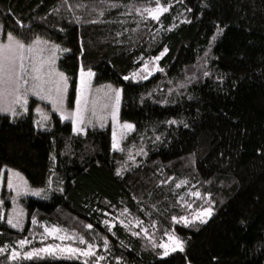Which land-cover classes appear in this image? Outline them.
<instances>
[{
	"label": "trees",
	"instance_id": "obj_1",
	"mask_svg": "<svg viewBox=\"0 0 264 264\" xmlns=\"http://www.w3.org/2000/svg\"><path fill=\"white\" fill-rule=\"evenodd\" d=\"M70 2L91 8L98 0ZM109 2L154 7L156 0ZM160 2L171 5L169 12L159 22L148 19L137 27L139 17L134 11L124 14L127 10L123 7L107 10L103 6L105 14L99 19L104 23L77 25L68 22L72 17L62 0H0V26L5 33L11 30L25 37L40 35L69 50L57 61L59 70L68 77L69 107H73L81 65L95 73L93 84L110 83L122 89L119 119L136 126V132L129 134L122 146L127 149L143 144L148 152L147 156L136 157L140 167L117 177L115 168L125 159V153L111 150L109 127L87 128L77 135L71 122L61 121L55 113H51L52 125L47 130L34 125L31 110L14 122L0 115V168L18 170L36 187H48L51 177V187L63 189H50L46 199L23 198L25 225L16 230L0 221V246H15V241L27 238L31 243L22 253L56 244L58 240L47 236L42 239L44 226H56L69 235L74 230L107 235L114 254H123L131 264H187L185 253L180 252L161 260L145 240L132 237L119 221H114L115 236L102 224L116 216L127 223L136 216L146 226L151 220L157 221V242L165 240V230L185 240L191 264H264V0ZM82 13L83 9L76 12ZM88 18L97 19V13ZM17 19L26 27L19 28ZM184 20L190 22L182 23ZM217 25L223 31L206 65L212 78L178 88L186 75H200L194 65L200 63ZM124 28L129 31L117 38L116 32ZM116 39L122 43H115ZM165 46L168 52L158 62L163 73L156 72L147 80L123 79L139 69L141 55L144 59L159 55ZM169 88L174 91L169 92ZM163 99L175 103L155 102ZM169 119L183 120L188 127L162 123ZM154 131L164 136L155 147ZM141 133L146 140L139 139ZM166 176L174 180L157 187ZM184 178L190 180L189 185L170 190L174 181ZM207 180L212 182L197 184ZM192 184L202 193L211 192L216 201L213 216L199 230L171 223L172 215L186 214V208L175 201ZM186 199L193 202V208L204 204L202 200ZM125 207L129 211L121 215ZM147 211L152 215H145ZM33 216L36 225L31 222ZM87 223L93 224V230L83 228ZM120 241L134 252L126 250ZM97 243L102 245V239ZM61 244L78 246L68 240ZM0 264H83V259L63 254L33 260L21 256L9 262L5 254H0Z\"/></svg>",
	"mask_w": 264,
	"mask_h": 264
},
{
	"label": "snow or ice",
	"instance_id": "obj_2",
	"mask_svg": "<svg viewBox=\"0 0 264 264\" xmlns=\"http://www.w3.org/2000/svg\"><path fill=\"white\" fill-rule=\"evenodd\" d=\"M180 3H183V0H179ZM62 6L71 14V20L69 23L84 25V24H100L104 23L103 20L99 17H103L105 14V7L107 10L117 9L119 7L125 8L127 11L126 15H132L133 11L136 16L139 17V20L136 21L137 27L139 26L140 21L150 19L153 22H159L161 16L169 12L170 4L165 5L156 0L154 7H137L135 4H118L115 2H109V0H98V3H95L88 8L87 5L82 3H71L70 0H62ZM100 9L97 12V9ZM84 10V13L77 15V10ZM191 11V9H187ZM57 12L59 9L56 10ZM92 13H97V19H89L88 16ZM60 20H66L67 17H60ZM16 24L19 28L26 27L22 24L19 19H17ZM190 22L187 20L181 21ZM121 24L124 21H120ZM171 30V27L168 29ZM59 31H63L62 28ZM129 31L128 28H124L123 32L117 31L116 37L119 38ZM135 31V29H132ZM223 29L217 25L215 34L209 40L208 47L204 50V56L200 58V63L194 65L200 75L197 76L195 73L191 76H185L184 83H178V88H186L188 83L199 82L201 78H212V71L209 70L206 65L208 64L209 54L211 52L212 46L216 41L217 37L222 33ZM6 36V38H5ZM115 43L120 44L122 41L116 39ZM83 47V46H82ZM69 51L66 48H62L59 44L51 41L50 39H45L40 35H34L32 37H25L19 33H14L9 30L6 33L3 30V27L0 26V115H3L6 119L10 121H15L25 114L29 113V98L36 97L40 101H47L51 104L52 110L56 113H59L60 120H71L72 132L74 134H83L85 129L92 125L94 126L93 121L95 120L103 126V120L106 119L105 116H97L96 112V100L92 97L91 87H92V77L95 73L91 68L85 69L81 65L79 69V81L76 84L75 88V108L70 110L65 107L66 95L68 93V77L63 71H60L57 67V59L61 52ZM168 52V48L165 46L159 55L150 56L148 59H144V56L141 55L138 58L140 63L139 69L136 72H133L129 75L123 77L124 80H129L130 78L135 81L137 77L141 80H147L149 77L153 76L156 72H164V69L159 66V61L161 58ZM218 79L223 82V77L218 76ZM177 83L174 81H169V84ZM109 94L107 99L109 104L105 105V109L111 108V119L113 124V131L111 137V150L113 152H126L125 159L120 162L119 166L115 168V175L117 177H122L124 172H131L135 168L140 167L141 165L136 160V156H147L148 152L145 151L143 144L136 146L130 145L127 149L122 148V142L129 136L131 133L136 132V126L133 123L124 122L120 125V135L118 138L116 125L118 113L120 110V104L122 100V89L113 88L112 85H107ZM174 91V89L169 88V92ZM182 94V93H181ZM149 97L151 93L148 94ZM191 98V97H189ZM141 100H144V97H141ZM160 104L175 103V101H169L168 99H163L155 101ZM37 113L42 114V119L40 121H34L39 128L46 129L45 121L49 119L47 114L43 113V110L39 107L35 109ZM91 112L93 119H88L87 113ZM163 124L177 125L182 124L185 128L188 127L183 120L169 119L162 122ZM139 139L141 141L146 140V137L143 133L139 134ZM164 139L163 133L156 135L155 131L153 134L152 144L155 147L157 142H162ZM132 147H136L137 151L135 155L132 153ZM52 159H55L54 157ZM7 175V188L15 192L14 196H11V201L13 205H16L17 199L20 196L27 195L30 191L27 188V182L16 183L13 179V170L8 169ZM158 171H162L158 169ZM3 173H0L2 177ZM16 177L20 176L19 172L15 173ZM172 176H166L163 179L158 181L157 187L161 185H168L170 181H173ZM211 180L204 182L197 181V184L202 183H211ZM59 183H63L60 181ZM52 180L49 178L48 187L51 189ZM190 180L188 178L180 179L174 181V188H170L171 191L182 188V186L189 185ZM63 191L62 188L54 189L53 191ZM44 189H39L32 191L31 194L34 196H40L41 192ZM151 195V193H150ZM192 198L195 201H204V204L199 205L193 208V202H190ZM136 199V197H133ZM5 201L0 199V206L4 205ZM176 204L181 207L186 208V214L183 215H172L171 223L174 225H182L183 227L190 229H197L201 225H204L208 220L213 216L214 205L216 201L212 198L211 192H201L195 184H192L187 192L184 195H179L176 197ZM115 208L114 205H112ZM155 208V205L151 206ZM96 211H100L97 209ZM128 208L121 209V215L128 213ZM144 211V209H140ZM166 211V210H165ZM145 215L151 216L152 212L147 211ZM162 214V213H161ZM22 210L17 211L15 208L8 213L7 215V224L13 229H19L22 227ZM105 216H108L109 213L105 212ZM5 219V214L0 210V221ZM114 221H119L125 231L130 232L132 237H140L147 242V246H150L151 249L157 253V255L163 260V258L169 257L170 254L180 252L185 253V260L187 264H191V261L188 260L186 255L185 244L186 241L183 240L180 236L176 235L174 231H164V236L166 240L162 239L157 242L155 236V229L157 228V221L151 220L146 226L144 221L133 216L131 219L125 223L124 220H121L119 216L113 217L111 220L105 219L102 221L104 229L108 233H111L113 236L116 233L113 231ZM134 221V223H133ZM33 225L37 224V219L35 216L31 220ZM244 223L243 220L240 222ZM83 228L86 230H93V224L87 223L83 225ZM153 231H149V229ZM62 229L53 226L51 228L44 226L43 238L46 236H52L54 239L60 241L68 240L73 244L78 246L71 245H61L50 243L43 247H32L28 251H23L22 253L18 251L23 249L26 245H29L31 241L27 238H22L14 242L15 246H10L9 244H4L0 246V254H5L6 259L9 262H15L19 257L22 256L24 260H33V259H42L45 257L56 258L58 255L67 254L68 258L75 257L77 259H83V264H131L130 261L126 260L124 255H115L110 244L109 238L107 235L101 236L99 232L86 231L84 233L78 231H72L69 235L65 233L60 235ZM87 237V238H86ZM102 239V245L97 243V239ZM120 244L126 248L130 253L134 252V249H127V246L124 245L123 241H120ZM102 248V251L99 249ZM10 249V250H9Z\"/></svg>",
	"mask_w": 264,
	"mask_h": 264
},
{
	"label": "rangeland",
	"instance_id": "obj_3",
	"mask_svg": "<svg viewBox=\"0 0 264 264\" xmlns=\"http://www.w3.org/2000/svg\"><path fill=\"white\" fill-rule=\"evenodd\" d=\"M5 38H6V36H5ZM62 48H64V47H62ZM64 53H66V52H61L59 54L58 58ZM57 61H58V59H57ZM78 81H79V73H78V77H77V83H78ZM109 84L110 83L93 84V77H92L91 94H92V97L95 98V100H96L97 116L99 117V116L103 115V116L106 117V119L103 120V126L102 127L100 126V124L98 122H96L94 120L93 121L94 126L89 125L87 128L109 127L110 128V134H111V137H112L113 124H112V119H111V108L109 107V108L105 109V105L109 104V101L107 99V95L109 94V90L107 88V85H109ZM110 85H112V84H110ZM112 87L113 88H118V87H116L114 85H112ZM37 107L41 108L43 110V113L47 114V116L49 117V119L44 122L46 129L51 128V125H52L51 113H55L60 118L59 113H56V112H54L52 110V106H51L50 103H48L47 101H40L36 97H30L29 98V110H31L32 113H33V116H34L33 117V122L34 121H40L42 119V114L41 113H37L35 111V109ZM65 107L70 109V110H73L75 108L74 102H73V107H69L67 105V95H66ZM87 116H88V119H93V117L91 116V112L87 113ZM64 121H70L71 122L70 119L69 120H64ZM124 122H129V121H121L119 119V114H118L117 125H116V131H117L118 138H119V135H120V125L122 123H124ZM129 123H131V122H129ZM34 125L37 128H39L37 126V124L34 123ZM39 129H42V128H39ZM121 147L123 148L122 144H121ZM131 150H132L133 155H135V153L137 151V148L132 147ZM125 157H126V152H125ZM8 169H12L13 170V179H14V181L16 183L20 184V183H23V182L26 181L27 182V188L30 190L27 195L20 196L17 199L16 205H13L12 201H11V196H14L15 192H13L12 190L7 188V175H8V171L7 170ZM16 172H19V171L16 170V169L10 168V167L4 166V167L0 168V173H3L2 177H0V199H3L5 201L4 205L0 206V210H2L4 212V214H5L4 221H5L6 224H7V215H8L9 212H11L14 208L17 211H21L22 210V213H23V215H22V227L19 228V229H16V230H21L24 227V225H25V210H24V206L22 204V199L26 198V197H32V198H37V199H46L47 197L50 196L51 192H50V189L47 186L46 187H36V186L31 185L29 183V181L27 180V178L25 177V175L23 173H21V172H19L20 176L16 177L15 176ZM39 189H44V191L41 192L40 196H34V195L31 194L32 191H36V190H39ZM54 189H57V188L55 186H52L51 190H54ZM60 235H64V233L60 232ZM47 237L50 238V239H54L52 236H47ZM166 239L167 238H165V240ZM55 240L57 241L58 239H55ZM61 243H63V241L58 240V242L56 244H61ZM21 250L22 249L18 248V251H21ZM65 255H67V254H65Z\"/></svg>",
	"mask_w": 264,
	"mask_h": 264
}]
</instances>
